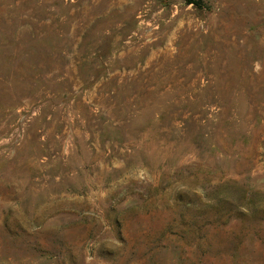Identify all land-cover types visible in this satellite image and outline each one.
Wrapping results in <instances>:
<instances>
[{"label":"rangeland","instance_id":"374dc122","mask_svg":"<svg viewBox=\"0 0 264 264\" xmlns=\"http://www.w3.org/2000/svg\"><path fill=\"white\" fill-rule=\"evenodd\" d=\"M0 0V264H264V0Z\"/></svg>","mask_w":264,"mask_h":264},{"label":"trees","instance_id":"16d2710c","mask_svg":"<svg viewBox=\"0 0 264 264\" xmlns=\"http://www.w3.org/2000/svg\"><path fill=\"white\" fill-rule=\"evenodd\" d=\"M187 4H193L196 7H199L202 5L201 0H187Z\"/></svg>","mask_w":264,"mask_h":264}]
</instances>
